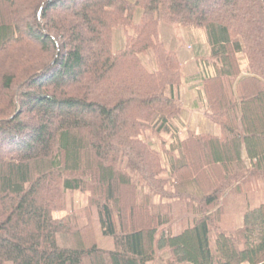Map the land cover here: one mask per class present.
<instances>
[{
	"label": "trees",
	"instance_id": "trees-1",
	"mask_svg": "<svg viewBox=\"0 0 264 264\" xmlns=\"http://www.w3.org/2000/svg\"><path fill=\"white\" fill-rule=\"evenodd\" d=\"M160 23L204 31L219 135L178 137ZM160 258L264 264V0H0V264Z\"/></svg>",
	"mask_w": 264,
	"mask_h": 264
},
{
	"label": "rangeland",
	"instance_id": "rangeland-1",
	"mask_svg": "<svg viewBox=\"0 0 264 264\" xmlns=\"http://www.w3.org/2000/svg\"><path fill=\"white\" fill-rule=\"evenodd\" d=\"M214 9H219L218 4L214 6ZM139 14L140 11L137 10L134 16L135 21H137ZM159 28L160 40L169 50L176 53L178 59L182 63L183 75L185 77L187 75L190 77L188 84H186L187 82L184 81L183 84L178 87V89L174 90V95L176 98L178 97L182 104V111L179 115L180 117L174 122L177 128L178 137L184 139L186 137L187 129L197 133L219 135V127L203 118L202 115L205 107L203 106L204 100L201 88V80L205 77L215 75V66L218 65L217 62H212L208 58L209 47H207L205 44L204 31L188 29L178 25H169L166 23H160ZM125 31L126 30L123 28H118L115 30L112 51L123 47V33ZM144 64L151 67V57H145ZM24 117L25 121L30 124L33 123L34 116L28 114ZM143 138L149 142L159 154H163L160 141L156 140L149 133H146ZM165 139L170 141L169 137ZM86 200L87 195H81L78 193H74L72 195L69 194L67 202L68 210H66L67 212L59 213L55 215V217L61 218L67 214H70V206H74L75 208L81 207L85 204ZM236 222L240 223L241 218L238 217ZM88 238L91 239L90 236H88ZM163 261L164 260L160 258L159 261L152 264H164Z\"/></svg>",
	"mask_w": 264,
	"mask_h": 264
}]
</instances>
